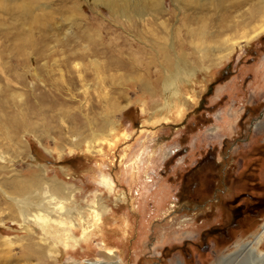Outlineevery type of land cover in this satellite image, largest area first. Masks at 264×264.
<instances>
[{"label": "rangeland", "instance_id": "1", "mask_svg": "<svg viewBox=\"0 0 264 264\" xmlns=\"http://www.w3.org/2000/svg\"><path fill=\"white\" fill-rule=\"evenodd\" d=\"M31 1L12 6L37 5L33 22L49 26V51L19 65L29 90L10 81L20 87L10 100L25 107L33 90L35 104H64L67 116L48 125L45 117L43 127L32 118L39 126L13 139L0 134V264H218L257 235L264 225V30L254 33L264 17L251 20L243 0H225V14L209 10L212 31L227 16L234 29L221 36L231 53L208 59L189 48L175 0H162L163 15L152 9L158 0H147L142 14L128 0L129 18L120 14L125 2L112 13L104 0ZM244 34L254 37L241 40ZM145 38L163 40L165 49L156 53ZM3 40L1 52L11 46ZM182 52L189 75L178 62ZM150 55L159 63L147 70L156 88L147 92L140 84ZM168 62L183 67L171 89L157 80L173 75ZM37 84L48 89L45 97ZM34 176L47 198L39 220L23 217L12 199L11 178ZM55 183L64 198L50 197Z\"/></svg>", "mask_w": 264, "mask_h": 264}, {"label": "bare ground", "instance_id": "2", "mask_svg": "<svg viewBox=\"0 0 264 264\" xmlns=\"http://www.w3.org/2000/svg\"><path fill=\"white\" fill-rule=\"evenodd\" d=\"M33 1L35 0H32L31 2ZM104 1L106 2L107 6L109 7L112 13H115L118 10H120L123 2L127 3L124 8L125 12H121L120 14L122 16H127V18H129L130 7L128 5V0H104ZM224 1L225 0H175L178 10L181 11L184 16V20L182 19L183 21L181 23H182V30L186 35L185 40L187 41L189 48H191L193 52L197 51V53L198 52L203 53L204 54L203 58L210 59L211 56L210 54H213L218 51L220 53L223 52L222 57H224L225 54L231 53L232 50L231 47L228 46L221 47L224 43H226L224 40L223 41L221 40L222 34L227 33L228 31H232L234 29V25L231 24V22H229L228 18L230 17L227 16L226 19L221 18L217 20L218 22H214L215 25L213 30L215 31H212L211 18H209L210 14L208 13V11L211 9H213V12L215 11L214 12L215 15L227 13L228 8L224 7ZM117 2H119L120 5H117ZM146 2L147 0H136L139 14H142ZM12 3L14 4V0H0V14L4 16L7 15V22L5 21L3 23L0 20V38L6 40L7 42H11V46L8 48V50H5V52L4 51L1 52L0 50V69H1L0 70V134L4 135L6 138L9 139L16 138L17 133H20L24 129L25 130L36 129V126L38 124L36 123L35 125L34 121L32 122V118L40 119L43 122L41 127H43L45 117L48 119L47 121V125H48L53 120L63 119L64 117L67 116L63 108L64 104L63 105L55 104L54 106L52 104L43 103V101L41 105L35 104L33 101L36 95L33 93V90L28 92V98H27L28 100H26L25 107L17 104V102H12L10 100L13 90H16L15 95L17 96V90L20 89V87H17L10 81L12 80L17 81L18 83H21V85H23V89L29 90L27 89V86H25L24 83L22 82V79L17 77V74L20 72L17 71L19 65L24 63L26 64L28 60H30V62H33L34 56H36V58L34 57L35 58L34 62L38 63L40 59L43 58L42 56L44 55L45 51L47 52L49 51V43H48L49 26L47 25V23L45 24L41 23L42 25L36 27L33 22L35 18L34 12L38 8L37 5L36 4H31L29 6L13 5L14 6L13 7ZM243 3L246 4L247 6H250L251 8L249 10V18L251 20L256 19L257 17H262V18L264 17V0H243ZM162 5H163V1L158 0L157 3L152 6V9H154L160 15H163L164 10L161 7ZM23 25L27 28V30L21 27ZM262 30H264V24L261 26L260 30L254 33L255 36L258 33H260V31ZM60 34L62 33L60 32L59 35ZM33 35H36L37 39H35ZM248 35L244 34L241 40L248 39L247 38ZM249 36L250 38L254 37L253 34ZM145 39L146 41L151 42L152 48H156V53L161 54V52L165 49V45H163L161 42L163 40H160L159 42L158 38H145ZM185 40H183L184 43ZM209 40H212L214 42L217 41L218 44H216V46H211L212 44L207 43ZM55 41L58 45L61 46L63 45L62 43L63 41L59 36L56 38ZM238 41L239 40H236V42ZM92 46H93V48H91L92 52L96 53L97 51L96 44H93ZM172 47L174 48L173 44ZM6 48L7 47H5V49ZM36 51H38L37 54ZM143 53L145 55H148L147 50H144ZM180 55L181 57H178V62L184 63L185 67L183 68L177 64L168 62L169 71L173 75L172 76L163 75L162 77H160L161 76L160 74V76L157 79V80L162 79L166 89H171L173 87V85L176 82V79L174 80V76L178 77L180 71H183V69H186L187 71L189 70V65L183 62V57L185 53L182 52ZM9 58L12 59L14 65L16 64L15 66L13 64L12 65L9 64ZM150 58L152 61L149 64H144L146 65L145 66L146 68L144 69L146 71L149 70L152 65L154 64L156 65L157 63H159L157 59L154 58L153 55H150ZM209 62L212 64L214 63L211 61ZM132 64L134 68L136 67L137 69L140 68L138 62L136 63L135 61H133ZM76 66L80 67L81 64L78 63ZM113 66H115L113 62H109L107 64V68ZM181 68L183 69L181 70ZM172 70L174 71L172 72ZM189 71L186 73V75H189ZM194 71L195 70L192 69V72ZM60 72L62 73L61 70ZM7 73L8 75L11 76L9 79L5 77ZM13 73L15 76H13ZM176 73H178V75H176ZM149 76L150 73L147 71L145 80L140 84L142 90L147 92H151L156 89L154 86L155 82L153 83V81L150 79ZM80 78L81 81H84L85 80L84 74H80ZM34 90L43 91L42 93L44 97L48 94L46 92L48 89L44 86L42 87L40 84H37ZM104 118H102V120L105 123L102 126V128H99L100 132H103V129L105 128V125L107 124L108 121L107 118L106 119ZM81 125H85V124L82 122ZM255 126L257 127L258 123H256ZM70 129H74V127L72 126ZM93 133L96 136L99 135L98 132L93 131ZM0 170L5 171V168L3 166H0ZM19 179L20 177H15L14 179L11 178L10 180L11 185L14 189L13 194L15 195L14 197H12V199H14V203L16 207L22 213L23 217L31 216L34 218V220H39L43 218L44 217L43 213L47 212L46 211L47 198L45 196H42L40 193V186L43 184V179L37 176H34L32 178H25L22 181H20ZM1 183L6 184V182H1ZM49 187L51 194L50 197L55 195L56 197L64 198L65 191L61 185L55 183V184H50ZM60 208H61L60 210H62L61 205ZM32 209L36 210L35 213H33L34 211L33 212L31 211ZM93 228L94 226L92 225L85 228L83 230L84 235L86 236L87 232L92 231ZM263 243H264V225L261 227V230L260 232H258L257 235L253 236L248 242L239 246L237 250L234 251L229 256L220 259L218 261V264H264V254H262V252L260 251V248L262 247ZM96 264H104V263L97 262Z\"/></svg>", "mask_w": 264, "mask_h": 264}, {"label": "flooded vegetation", "instance_id": "3", "mask_svg": "<svg viewBox=\"0 0 264 264\" xmlns=\"http://www.w3.org/2000/svg\"><path fill=\"white\" fill-rule=\"evenodd\" d=\"M262 117H263V119H264V113L262 114Z\"/></svg>", "mask_w": 264, "mask_h": 264}]
</instances>
